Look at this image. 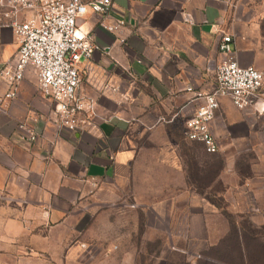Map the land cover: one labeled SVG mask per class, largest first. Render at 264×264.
<instances>
[{"label": "crops", "instance_id": "1", "mask_svg": "<svg viewBox=\"0 0 264 264\" xmlns=\"http://www.w3.org/2000/svg\"><path fill=\"white\" fill-rule=\"evenodd\" d=\"M103 18L125 26L117 35ZM79 26L109 47L79 64L78 93L95 106L86 130L58 125L32 67L18 96L0 103V264H51L94 184L111 199L119 190L154 194L188 219L190 234L209 233L212 217L229 211L264 218V85L246 109L218 97L217 152L184 134L216 87L224 33L242 65L264 71V0H113L108 16L89 11ZM18 49L14 30L1 24L0 70ZM8 89L0 76V98ZM21 120L37 140L15 134Z\"/></svg>", "mask_w": 264, "mask_h": 264}, {"label": "built area", "instance_id": "2", "mask_svg": "<svg viewBox=\"0 0 264 264\" xmlns=\"http://www.w3.org/2000/svg\"><path fill=\"white\" fill-rule=\"evenodd\" d=\"M112 7L113 0H0V23L10 26L19 40L15 60L7 61L0 70V76L9 84L0 103L18 96V84L26 68L32 67L42 96L53 104L58 125L70 131L86 130L95 106L92 99L78 93L82 80L79 64L91 59L95 51L109 47L82 31L79 21L89 11L108 16ZM100 24L119 35L125 20L103 18ZM219 49L222 56L216 71V87L203 96L194 115L185 121L184 130L188 139L202 142L211 153L219 150L211 129L218 97L227 96L237 108L246 109L256 106L264 85V71L239 62L231 34H223ZM15 134L30 141L39 136L26 120L17 123Z\"/></svg>", "mask_w": 264, "mask_h": 264}, {"label": "rangeland", "instance_id": "3", "mask_svg": "<svg viewBox=\"0 0 264 264\" xmlns=\"http://www.w3.org/2000/svg\"><path fill=\"white\" fill-rule=\"evenodd\" d=\"M99 185H92L74 211L67 247L55 253L51 264H196L215 256L233 260V230L253 227L260 231L255 245L264 251V218L229 211L227 218L212 217L209 233L190 234L188 219L170 203H157L154 194L139 197L119 190L111 199L113 194L107 188L99 191Z\"/></svg>", "mask_w": 264, "mask_h": 264}, {"label": "trees", "instance_id": "4", "mask_svg": "<svg viewBox=\"0 0 264 264\" xmlns=\"http://www.w3.org/2000/svg\"><path fill=\"white\" fill-rule=\"evenodd\" d=\"M257 232H260L255 227L248 230H233L231 237L235 243V257L232 260H221L220 257L211 259H199L196 264H264V251L260 250L255 244H259Z\"/></svg>", "mask_w": 264, "mask_h": 264}]
</instances>
